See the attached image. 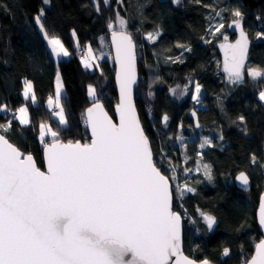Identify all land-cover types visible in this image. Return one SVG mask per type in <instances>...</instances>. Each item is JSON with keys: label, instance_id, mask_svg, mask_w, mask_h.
<instances>
[{"label": "trees", "instance_id": "trees-1", "mask_svg": "<svg viewBox=\"0 0 264 264\" xmlns=\"http://www.w3.org/2000/svg\"><path fill=\"white\" fill-rule=\"evenodd\" d=\"M110 1L106 5L104 0H49L47 4L43 0H0V108H7L0 111V125H11L8 132L0 129V133L33 155L43 169L41 125L58 131L63 142L90 141L85 111L94 101L88 96L89 86L95 88L97 99L115 118L118 96L109 25L118 23L119 15L139 44L140 82L156 76L159 79L155 99L146 97L140 84L135 96L155 162L170 182L176 171L181 182L194 189L183 199H176V189H172L174 211L184 218V252L196 261L243 264L263 237L256 213L264 193V102L259 100L264 78L253 80L247 75L242 82L231 83L223 70L220 44L224 35L231 36L229 25L236 19L232 12L239 10L250 38L247 68L264 71V38H257L258 32H264V0H180L179 4L174 0ZM42 11L41 21L49 36L60 39L70 52L67 60L53 59L35 21ZM220 23L224 27L217 32ZM157 32L154 43H144V35ZM76 39L82 49L90 45L100 59L94 71L84 67L85 56ZM101 40L107 42L111 59H101ZM58 70L66 90L61 97L66 127L46 106L55 91ZM25 80L33 84L36 104L22 95ZM192 81L203 89L206 108H197L191 93L180 99L177 92ZM22 105L30 112L27 126L15 119ZM199 128L213 138L202 157V163L211 169V180L203 174L184 176L186 168L197 164L199 143L189 145L191 162L185 166L178 136H191ZM45 139L51 142L50 137ZM240 172L252 179L249 193L234 184ZM199 212L216 218L213 230L207 228ZM225 248L229 249L228 256L223 255Z\"/></svg>", "mask_w": 264, "mask_h": 264}, {"label": "snow or ice", "instance_id": "snow-or-ice-1", "mask_svg": "<svg viewBox=\"0 0 264 264\" xmlns=\"http://www.w3.org/2000/svg\"><path fill=\"white\" fill-rule=\"evenodd\" d=\"M43 2L47 4L49 0ZM104 3L107 5L109 0ZM174 3L179 4L180 0ZM42 15L43 12L35 21L52 53L67 57L69 52L60 39L49 37ZM232 15L240 39L230 44L224 35L221 48L225 55L224 72L231 83L237 84L244 80L248 41L241 24L242 13L234 10ZM117 19L123 29L126 21L119 15ZM223 27V23L216 25V31ZM112 37L119 65L118 124L108 117L103 105L95 99V89L89 86L88 93L94 98L93 106L87 110L90 142H62L58 131L41 125L46 166L43 171L31 154L22 153L0 133V264H198L181 250L182 217L173 210L170 178L157 167L132 102V85L136 82L132 38L125 31H113ZM147 38L155 39L151 33ZM257 38H264V32H258ZM91 52L89 48V57ZM83 63L85 68L90 67L87 60ZM248 75L257 80L264 77V71L251 68ZM56 80V107L60 108L57 115L63 125L67 121L60 106L59 75ZM32 88V83L25 80L23 96L35 103ZM200 91V85L196 84L192 99L197 104L201 102ZM259 100L264 101V91L259 92ZM52 103L49 98L50 107ZM27 113L28 109L21 107L15 119L27 125ZM163 120L167 122V115ZM10 127L0 125L3 132ZM46 136L51 137V142ZM205 145L211 146V141L204 139L201 148ZM255 160L253 156L254 163ZM203 167L211 180L209 165ZM237 180L243 185L249 183L244 173ZM193 191L186 184L177 186L176 199H183L185 192ZM202 215L211 230L216 224L215 217ZM259 222L264 227V198ZM223 255L228 256L229 249L225 248ZM199 264L210 262L204 259ZM243 264H264V241L256 245L255 254Z\"/></svg>", "mask_w": 264, "mask_h": 264}, {"label": "rangeland", "instance_id": "rangeland-1", "mask_svg": "<svg viewBox=\"0 0 264 264\" xmlns=\"http://www.w3.org/2000/svg\"><path fill=\"white\" fill-rule=\"evenodd\" d=\"M109 2H111L109 0ZM43 12V11H42ZM42 17H44V12H43V15ZM118 23H116L115 21H113L110 25L111 27H109L110 31H113V30H116V31H121V30H125V31H128L127 29V25H125V27L122 29L121 26H120V23H119V20L117 19ZM241 24L244 25L245 22L243 20V17L241 18ZM39 29H40V26L38 25ZM230 32H231V36L228 37V41L227 42H230V44H235L237 40L240 39V32H237L236 30V27L234 24H232V26L230 27ZM245 32V35L247 36V41H248V52H247V59L245 60V65H244V79L245 77L248 75V71L251 69V68H247V62H248V53H249V48H250V38L248 36V33ZM42 33V32H41ZM43 34V33H42ZM153 36H154V41L153 40H149L147 37L148 35H144L143 36V40H144V43L145 44H148V45H151L152 43H154L157 38L159 37V32L157 33H151ZM44 36V35H43ZM50 37V36H49ZM51 38V37H50ZM62 43V42H61ZM225 43V41H223L221 44ZM46 44L48 46V49L50 50L51 52V55L53 57V59L56 61V62H59L60 60H67L68 58H70L71 54L69 52V55L67 57H64V56H56L52 53L51 51V47L48 45L47 41H46ZM221 44H220V50H221V53H222V56H223V70H224V59H225V55H224V50L221 48ZM64 45V44H63ZM76 45L78 46V48L82 49L81 46L79 45L78 43V40L76 39ZM107 42L105 40H101V59L103 58H109L111 59L110 57V54L108 53L109 52V49L107 48ZM137 46H139V44H137ZM65 47V46H64ZM66 48V47H65ZM91 48L92 52H91V57H89V53H88V49ZM109 48H110V45H109ZM111 49V48H110ZM84 52H85V58H83L82 60V63L83 61L87 60L88 63L90 64V67H88L87 69L89 70H92L94 71V67L95 65L97 64L99 66V58L97 57V54L94 52L93 48L90 46V45H87L85 47H83L82 49ZM111 54H112V51H111ZM84 65V63H83ZM85 67V66H84ZM99 68V67H98ZM226 76H227V73H225ZM57 75H59L60 77V85H61V88H60V91H61V97L65 95L66 93V90H65V86H64V81H63V78H62V75L60 73V71L58 70L57 73H56V77ZM261 78H264V77H261ZM261 78H258V79H261ZM227 79H228V76H227ZM30 82V81H29ZM32 83V82H31ZM158 84H159V79L158 77H150V79L144 81V82H140V87L142 88V91L144 93V95L146 97H148L149 99L153 100L155 99V93L157 94V88H158ZM197 82L196 81H192L190 82V84L187 86V88L183 89V91H180V92H177L178 95L180 96V99H185V97L187 96V94H194V90H195V86H196ZM33 86V84H32ZM56 87H57V80L55 78V91L53 93V95L49 98L52 99V106L50 107L49 104H48V101H49V98L46 102V106L52 111L53 113V116L55 117V119L59 122V116L57 114H55V110H58L60 111V108L56 107ZM94 88V87H92ZM95 89V88H94ZM201 91H200V103L197 104L193 99V101L195 102L196 104V107L199 108V109H203V108H206L205 105L202 104V99L204 97V91L203 89L200 87ZM24 91V90H23ZM96 91V90H95ZM32 92L34 93V90L32 88ZM22 95H23V92H22ZM88 96L90 98V100L94 101V98L91 97L88 93ZM24 97V96H23ZM31 99V98H29ZM95 99H97V94L95 96ZM264 102V101H263ZM37 103V101H35V104ZM60 106H61V99H60ZM21 107H25L28 109V113H27V116H28V120H29V123H30V112H29V108L27 105H22ZM19 107V108H21ZM19 108L17 110V116L19 115ZM4 109L7 110V108L5 107ZM65 116V114H64ZM66 119V117H65ZM67 121V119H66ZM20 122V121H19ZM29 123L27 125H29ZM23 125V124H21ZM25 125V126H27ZM46 127H49L48 125H45ZM62 127H66L67 126V123L66 124H61ZM46 137H50V136H46ZM179 138L181 139H178V143H179V149L181 150V156H182V161L184 163L185 166L187 165H190V162H191V159H190V154L188 152V147L189 145L191 144H194V143H199L198 144V147L196 148V159H197V164L193 167V168H186L185 170V174L184 176L185 177H191V176H194L196 174H203L205 175V169L203 167V165H205L204 163H202V157H203V154L204 152L206 151V149L210 148L212 146V137L211 136H208L206 134H204L201 129L199 128V131H193L191 133V136H185L183 134L180 133V136H178ZM51 138V137H50ZM204 139H208L211 141V146L209 145H205L203 148H201V143L203 142ZM90 142V141H89ZM210 175H211V169H210ZM206 176V175H205ZM172 177H175V179H172L171 181V185H172V189L174 190V187L175 189H177V186H180V187H184L185 186V183H182L181 182V177L178 175V173L175 171L174 174L172 175ZM187 185V184H186ZM188 186V185H187ZM190 187V186H188ZM194 192V191H193ZM193 192H185L183 194L184 195H187V194H190V193H193ZM177 193V192H176ZM204 214V213H203ZM199 215L202 217V220L203 222L206 224V222L204 221L203 219V215H202V212H199ZM207 215H210V214H207ZM212 216V215H211ZM182 217V215H181ZM214 217V216H213ZM216 219V218H215ZM182 220L184 221V218L182 217ZM216 224H217V220H216ZM213 225V228L211 230L214 229V227L216 226Z\"/></svg>", "mask_w": 264, "mask_h": 264}, {"label": "water", "instance_id": "water-1", "mask_svg": "<svg viewBox=\"0 0 264 264\" xmlns=\"http://www.w3.org/2000/svg\"><path fill=\"white\" fill-rule=\"evenodd\" d=\"M242 27H243V25H242ZM236 30H237V32H240V30L239 29H237L236 28ZM243 30H244V28H243ZM113 31H116V30H113ZM113 31H111L110 32V34H109V43H110V48H111V51H112V57H113V63H114V65H115V73H114V81H115V88H116V92H117V96H118V103L116 104V106L114 107V115H115V118H113L112 116H111V114L108 112V110L106 109V107H105V105H104V103H102L101 101H100V103L103 105V107H104V111L107 113V115H108V117L114 122V123H119V113L117 112V105L119 104V102H120V86H119V83H118V81H117V73H118V71H119V65L117 64V61H116V45H115V43L113 42V37H112V33H113ZM116 32H121V31H116ZM125 32H127V31H125ZM127 34L128 35H130L131 36V38H132V43H133V45H134V55H135V84H133L132 85V102H133V104H134V106H135V109H136V115H137V118L139 119V121H140V117H139V113H138V109H137V106H136V101H135V96H136V91H137V89H138V87H139V84H140V74H139V68H138V55H137V45H136V43H135V41H134V39H133V37H132V35L129 33V32H127ZM93 106V103L86 109V111H85V118H86V121H87V126H88V131H89V136H90V140H91V129H90V127H89V125H88V119H87V110L90 108V107H92ZM140 124H141V127L143 128V126H142V123H141V121H140ZM143 130H144V128H143ZM145 132V131H144ZM146 134V133H145ZM147 136V135H146ZM6 138V137H5ZM7 139V138H6ZM9 141V140H8ZM62 141V140H61ZM10 142V141H9ZM63 142V141H62ZM11 143V142H10ZM66 143V142H65ZM82 143V142H81ZM12 144V143H11ZM150 145H151V143H150ZM13 146H15L14 144H13ZM15 147H17V146H15ZM18 148V147H17ZM19 149V148H18ZM152 149V148H151ZM20 150V149H19ZM22 153H24L25 155H27V154H29V153H26V152H24V151H22V150H20ZM44 151H45V147H44V149H43V162H44V168L43 169H41L39 166H38V164H37V162H36V159L34 158V160H35V162H36V164H37V167H39L42 171L43 170H46V166H45V160H44ZM153 152V151H152ZM33 156V155H32ZM153 158H154V154H153ZM154 161H155V159H154ZM158 167V166H157ZM159 168V167H158ZM160 169V168H159ZM161 170V169H160ZM162 172V171H161ZM241 173H244L247 177H248V181H249V183L247 184V185H243V184H241V182L239 181V180H237V176H239ZM234 184H235V186L237 187V189L238 190H240L241 192H244V193H249L251 190H252V187H253V183H252V179L250 178V176L246 173V172H240V173H238L237 175H236V177L234 178ZM170 186H171V188H172V185H171V182H170ZM262 198H264V193L261 195V197H260V202H259V208H258V210H257V213H256V216H257V223H258V225H259V228H260V231H261V233H262V235H263V237H262V239H261V241H264V227H262L261 226V224H260V222H259V209H260V204H261V200H262ZM173 210H174V197H173ZM260 241V242H261ZM259 242V243H260ZM181 250L183 251V253L186 255V253L184 252V222H183V220L181 219ZM254 254H255V252H254ZM253 254V255H254ZM252 255V256H253ZM188 256V255H187ZM189 257V256H188ZM189 258H191V257H189ZM173 259H175V258H173ZM193 259V258H192ZM198 262V264H199V262L200 261H197ZM210 264H214V263H211L210 262Z\"/></svg>", "mask_w": 264, "mask_h": 264}, {"label": "bare ground", "instance_id": "bare-ground-1", "mask_svg": "<svg viewBox=\"0 0 264 264\" xmlns=\"http://www.w3.org/2000/svg\"><path fill=\"white\" fill-rule=\"evenodd\" d=\"M121 31H125V30H121ZM128 32V31H127ZM83 55H85V52L83 51Z\"/></svg>", "mask_w": 264, "mask_h": 264}, {"label": "built area", "instance_id": "built-area-1", "mask_svg": "<svg viewBox=\"0 0 264 264\" xmlns=\"http://www.w3.org/2000/svg\"><path fill=\"white\" fill-rule=\"evenodd\" d=\"M59 111L58 110H55V113L57 114Z\"/></svg>", "mask_w": 264, "mask_h": 264}, {"label": "flooded vegetation", "instance_id": "flooded-vegetation-1", "mask_svg": "<svg viewBox=\"0 0 264 264\" xmlns=\"http://www.w3.org/2000/svg\"><path fill=\"white\" fill-rule=\"evenodd\" d=\"M227 43H230V42H227Z\"/></svg>", "mask_w": 264, "mask_h": 264}]
</instances>
